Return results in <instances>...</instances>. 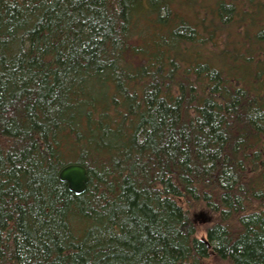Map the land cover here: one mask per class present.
<instances>
[{"label":"trees","instance_id":"obj_1","mask_svg":"<svg viewBox=\"0 0 264 264\" xmlns=\"http://www.w3.org/2000/svg\"><path fill=\"white\" fill-rule=\"evenodd\" d=\"M215 262L264 264V0H0V264Z\"/></svg>","mask_w":264,"mask_h":264},{"label":"water","instance_id":"obj_2","mask_svg":"<svg viewBox=\"0 0 264 264\" xmlns=\"http://www.w3.org/2000/svg\"><path fill=\"white\" fill-rule=\"evenodd\" d=\"M58 178L60 181L65 182L68 190L75 195L84 193L89 183L86 168L77 163L64 166L60 170Z\"/></svg>","mask_w":264,"mask_h":264},{"label":"rangeland","instance_id":"obj_3","mask_svg":"<svg viewBox=\"0 0 264 264\" xmlns=\"http://www.w3.org/2000/svg\"><path fill=\"white\" fill-rule=\"evenodd\" d=\"M193 215H195L194 217L198 220L199 223L200 222L203 223L204 221H208V220L212 219L211 215L208 212H206L205 210H198L195 213H193ZM212 264H223V263L215 262Z\"/></svg>","mask_w":264,"mask_h":264},{"label":"bare ground","instance_id":"obj_4","mask_svg":"<svg viewBox=\"0 0 264 264\" xmlns=\"http://www.w3.org/2000/svg\"><path fill=\"white\" fill-rule=\"evenodd\" d=\"M102 172V171H101ZM62 182V181H61Z\"/></svg>","mask_w":264,"mask_h":264}]
</instances>
